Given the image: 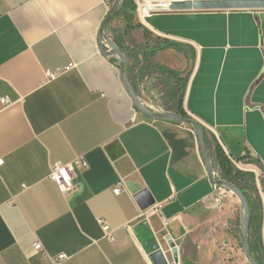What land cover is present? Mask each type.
<instances>
[{
    "label": "crops",
    "instance_id": "obj_1",
    "mask_svg": "<svg viewBox=\"0 0 264 264\" xmlns=\"http://www.w3.org/2000/svg\"><path fill=\"white\" fill-rule=\"evenodd\" d=\"M113 2L0 0V264L58 254L65 264H173L168 237L180 264H246L242 205L227 190L217 198L194 128L140 113L120 59L102 52ZM152 2L106 34L143 105L196 121L217 177L216 147L247 175L238 182L261 200L264 264V10ZM78 160L86 166L64 195L51 166Z\"/></svg>",
    "mask_w": 264,
    "mask_h": 264
},
{
    "label": "water",
    "instance_id": "obj_2",
    "mask_svg": "<svg viewBox=\"0 0 264 264\" xmlns=\"http://www.w3.org/2000/svg\"><path fill=\"white\" fill-rule=\"evenodd\" d=\"M169 2L168 10L170 11H213V10H264V0H149ZM122 0H115L106 19L99 32V45L106 57L117 56L120 59V77L123 86L129 96L131 97L136 109L145 117L152 121H170L178 124L188 125L194 128L198 138L199 146L203 155L204 163L210 177L211 183L216 187H221L229 190L240 201L243 208V221H242V251L245 259L249 264H259L253 257L249 246V227H250V208L248 201L242 191L232 182L220 179L216 176L214 166L211 161L210 151L208 149L202 127L194 120L185 117L181 114L166 112L157 113L145 107L140 101L136 91L132 87L127 77V57L122 50L110 39L106 34V29L110 22L113 20L119 10ZM103 44H106L109 50L106 52L103 49ZM168 246L171 249L172 255L176 263L178 260V251L174 241L168 237Z\"/></svg>",
    "mask_w": 264,
    "mask_h": 264
},
{
    "label": "trees",
    "instance_id": "obj_3",
    "mask_svg": "<svg viewBox=\"0 0 264 264\" xmlns=\"http://www.w3.org/2000/svg\"><path fill=\"white\" fill-rule=\"evenodd\" d=\"M137 4L134 0H122L119 6V10L115 17L119 18L123 17L127 22H132L134 19V15L137 11ZM130 28H133L129 25ZM167 46H163L162 48L158 49L157 51H153L150 55H154L156 52L160 50L166 49ZM165 70V69H164ZM169 75H175L174 72L168 71ZM178 76V75H176ZM181 115H186L183 111H179ZM216 156L218 161V166L220 168L221 176L223 180L228 182L234 183L245 195L248 205L250 208V227H249V246L251 253L255 260L259 264H263L262 260L258 257L257 251H259L260 246L262 245V238H261V225H262V204L260 198L254 197L247 192V188L239 184V180H243L245 176L244 173L238 172L234 170L233 164L227 157L224 155L223 151L220 147H216ZM249 187V186H248Z\"/></svg>",
    "mask_w": 264,
    "mask_h": 264
},
{
    "label": "built area",
    "instance_id": "obj_4",
    "mask_svg": "<svg viewBox=\"0 0 264 264\" xmlns=\"http://www.w3.org/2000/svg\"><path fill=\"white\" fill-rule=\"evenodd\" d=\"M138 7H139L138 10H140V4H138ZM49 77L54 78V74H49ZM80 166L85 167L86 163L82 160H78L75 163L67 164V165L63 164L62 162H56L51 166L50 176H49L50 180L53 181L58 186L62 194L68 195L74 191L75 185L73 182L74 180L73 173L75 169ZM121 192H122V189L119 186L116 187L114 190V193L116 195H119ZM224 194H226V189L219 187L217 198L221 200ZM102 230L105 234V237L109 239L110 241H112L113 238L110 232L111 231L110 227L108 225H103ZM34 249L37 252L44 251L42 244L39 241H37L34 244ZM46 258H47L48 264H65L66 261L69 259V256H67L66 254H58L55 256L46 255ZM173 264H180V263L178 262V263H173ZM233 264H240V263L235 262ZM246 264H249V263L246 261Z\"/></svg>",
    "mask_w": 264,
    "mask_h": 264
},
{
    "label": "bare ground",
    "instance_id": "obj_5",
    "mask_svg": "<svg viewBox=\"0 0 264 264\" xmlns=\"http://www.w3.org/2000/svg\"><path fill=\"white\" fill-rule=\"evenodd\" d=\"M144 1H146V3H147V5L148 6H152L154 3L152 2V1H149V0H144ZM140 6H142V3L140 4ZM168 6H169V2H162L161 3V5H158V6H156V8H168ZM155 8V7H154ZM140 10L142 11V12H145V13H149V9L148 8H144V7H140ZM139 10V11H140ZM148 15V14H147Z\"/></svg>",
    "mask_w": 264,
    "mask_h": 264
},
{
    "label": "rangeland",
    "instance_id": "obj_6",
    "mask_svg": "<svg viewBox=\"0 0 264 264\" xmlns=\"http://www.w3.org/2000/svg\"><path fill=\"white\" fill-rule=\"evenodd\" d=\"M115 1V0H114ZM135 1V3L137 4V7H138V3L139 4H141V3H143L144 2V0H134ZM114 3V2H113ZM113 5V4H112ZM137 10H138V8H137ZM188 71H185L184 72V75H186V73H187ZM218 178H220V179H223L222 178V176L220 175V176H218ZM256 184V182L254 181V184H252V183H250V185H251V190L253 191V192H257V194H258V190H257V186L255 185ZM255 185V186H254ZM261 187V186H260ZM256 188V189H255ZM224 189V188H223ZM261 189V188H260ZM228 192H230L229 190H227ZM259 192H260V190H259ZM231 193V192H230Z\"/></svg>",
    "mask_w": 264,
    "mask_h": 264
}]
</instances>
